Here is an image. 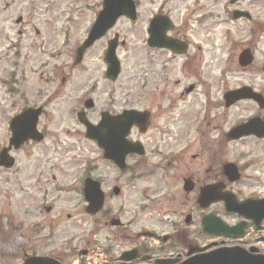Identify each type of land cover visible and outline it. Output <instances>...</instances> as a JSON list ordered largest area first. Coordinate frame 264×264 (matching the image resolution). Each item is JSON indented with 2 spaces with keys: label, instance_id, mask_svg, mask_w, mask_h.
Segmentation results:
<instances>
[{
  "label": "rangeland",
  "instance_id": "rangeland-1",
  "mask_svg": "<svg viewBox=\"0 0 264 264\" xmlns=\"http://www.w3.org/2000/svg\"><path fill=\"white\" fill-rule=\"evenodd\" d=\"M12 1L23 4V0ZM32 1L41 4V0H24L26 5ZM37 5L34 11H39ZM86 5L82 4L81 11L67 19L74 28L68 34H57L50 29L55 19L50 21L40 16L29 19L25 15L29 34L19 38L20 26L16 25V19H0V42L1 37H9L12 42L11 65L0 67V151L8 145L10 113L13 116L22 107L43 101L49 103L39 123L40 130H47L45 140L25 144L20 151H14L15 167L9 172H0V264H23L26 255L55 257L69 264L85 248L113 245L116 250V247L129 245L117 236L118 230L105 226L102 213L90 216L85 212L82 181L87 174L100 180L107 194L103 212L105 216L112 215L106 217V221L120 218L122 222H131L134 232L143 228L167 233L169 220L184 224L182 213L195 211L198 206L197 195L186 194L182 189L189 173L186 162H190V170H203L204 178L216 172H212L216 166L213 161L230 162L238 158L242 164L249 163L245 155L251 148L250 143H220L217 132L209 133L213 128L206 123L218 122V117L225 112L224 107L216 108L225 90L240 88L250 81L257 84L263 81L260 70L264 65V0L239 5L250 11V25L243 20H233L232 11L237 4L231 5L230 0H141L137 22L121 19L114 30L86 52L83 63L71 74V81L57 98H41V90L48 86L46 78L40 79L37 72L39 51L56 42L61 49L59 54L63 53L59 63L67 62V67H72L75 48L87 37V29L95 19ZM158 10L166 12L175 24L170 35L189 42L187 55L175 60L168 55L157 59L149 55L147 28ZM62 23L63 20L58 19L57 27L63 26ZM3 31L7 33L3 35ZM115 33H119L126 44L117 51L121 75L117 82H111L105 77L103 57L107 42ZM251 36L256 38L251 40ZM19 48L28 58H19ZM246 49H250L254 57L250 69L241 68L238 61ZM6 71L11 72V77ZM144 75L149 81L144 82ZM9 80L11 89L4 86ZM145 83L147 87L143 88ZM192 85L195 91L186 94V89ZM88 91H93L90 96L95 101V117L105 107L108 93L116 91L120 97L140 99L143 98L140 92L154 94L155 97L148 98L156 100V107L151 110L150 130L139 137L147 152L150 151L145 164L138 168L137 163L130 160V170L120 173L104 161L97 146L86 139L75 108L84 96H89ZM130 101L133 106V100ZM227 115L230 124L243 120L247 104L230 109ZM193 122L204 124L205 136L203 140L200 133L195 136L197 141L188 158L156 160L157 150L166 156L181 155L184 129L188 124L194 126ZM167 148L172 152L166 151ZM194 154L201 157L190 160ZM256 155L251 162L256 168L245 169L244 177L259 176L264 182V150L259 149ZM114 186L121 188L119 196H110ZM250 194L259 196L264 190H243L245 197ZM46 207L52 210L46 212Z\"/></svg>",
  "mask_w": 264,
  "mask_h": 264
},
{
  "label": "flooded vegetation",
  "instance_id": "flooded-vegetation-1",
  "mask_svg": "<svg viewBox=\"0 0 264 264\" xmlns=\"http://www.w3.org/2000/svg\"><path fill=\"white\" fill-rule=\"evenodd\" d=\"M94 1L95 3L91 5L90 2ZM104 0H41V4L37 5L36 2L32 1L31 4L26 5L24 0L23 4L13 2L12 0H0V19L9 20V19H17L20 20V26L18 30V37L22 38L23 35H28L29 30L25 23V15L32 19L34 17H47L51 20L55 19L51 24V30L54 33H61V34H68L71 31H74V28L71 26V21H68V18L75 17V13L77 11H81V5H86V10L90 12L93 16V18L97 17L99 12L102 9V3ZM253 0H239L237 4V7L235 6L233 12L235 10L241 11V12H249L248 9H243L239 7L241 3L244 2H250ZM37 5V8L39 11H34V6ZM40 12V14H39ZM58 19L63 20V26L57 27ZM245 22H247V25L251 24L252 19H241ZM239 20V21H241ZM17 24V22H16ZM7 32L3 31V35ZM36 34L40 35L39 32L36 30ZM172 38L185 41L188 43L187 40L181 39L179 36L171 35ZM11 40L9 37H1L0 42V48L2 47V52L0 53V67L1 66H9L11 65L12 58H11V52L12 47L10 46ZM19 45L21 46V41H19ZM190 46V44H189ZM58 43L55 42L54 45H48V47H43L40 49V56L36 58V67L37 72L40 75V79H45V84L48 86L46 89H42L39 96L41 98H47V99H53L57 98L62 88L71 81V74L77 70V68L80 65L67 67L68 63H59L60 59L59 57L63 55V53L59 54L58 52ZM154 52V54H152ZM149 55H151L154 58H159L161 56H170V58L176 59L178 58L176 54L174 55L169 50H149ZM17 56V54H15ZM18 56L21 60L24 59V57H27V54L24 53L21 48H19ZM163 60V59H161ZM161 60H158L157 62H161ZM163 66L165 65L164 62ZM253 65V64H252ZM252 65L245 68L250 69L252 68ZM260 72L263 73L262 76V83L257 84L254 81H250L245 87H249L250 90V96H248L245 100L240 101L235 104V106H238L240 104H247V115L244 117L243 120L235 122L230 124L228 120L227 113L230 109L234 108L227 107L226 101H225V95L230 90H225L220 98L217 101V107L225 108V112L221 113V115L218 117V122L215 123H206L209 127H212L213 129L209 130V133L217 132L218 140L220 143H234L235 145L241 144L243 142H247L251 144V148L247 150L248 154L245 155L246 158H248V162L246 164H242L243 162L240 159H236L234 161L225 162V161H213L216 163V166L214 165V168L212 170L213 175H207L208 177L204 178L203 170H190L191 164L190 162H186L187 169L189 170V173L186 175L183 181V191L186 194H195L197 195V205H198V198L200 194L203 192V190L207 187H215V186H221L222 188L218 189V191H222L221 193H233L237 196V198L240 201H244L249 198H263L264 194L261 195H255L250 194V196L245 197L243 195V190L248 189L253 191L255 188H261L264 190V182L261 180L262 177L259 176H249L244 177L245 169L256 168L254 167L255 163H251L254 161V159L257 157L256 153L259 149L264 150V135L263 137H258L257 135L253 134L247 137H243L236 141H229V133L232 131L235 126L241 125L243 123H246L247 121H250L252 119H257L261 122H264V65L261 68ZM6 74L10 75L11 72L6 71ZM155 74V72H154ZM255 74V73H254ZM252 76H254L252 74ZM144 82L149 81V77L147 75L143 76ZM60 83V85H59ZM24 84V83H23ZM4 86L6 88L11 89V82L10 80L8 82H4ZM147 84L145 83L143 85V88H146ZM25 88V86H23ZM195 86L193 85L192 91H188L186 89V94L193 93ZM194 90V91H193ZM93 91H88V97L84 96L81 100V102L76 106L75 112L77 113L83 111L84 109V103L87 99L91 98L90 93ZM256 94L258 95V99L252 97V95ZM21 98H23V94H20ZM140 95L143 96L142 99L135 98V97H120L116 91L108 93V97L105 101L106 105L104 108L100 110L97 117H95V109L96 106H94L92 109H89L86 111V117L87 119L94 124H97L100 122L101 117L103 114H109L111 117H115L119 114H121L123 111L128 109H134L139 110L144 113H148L151 116V121L153 119V116L151 114V110H154L156 107V100L153 98V100H148V98L155 97L152 92H140ZM141 97V96H140ZM133 100V106H131V101ZM44 110L43 113H45L48 110V102L43 101L41 103ZM134 104H136L138 107H135ZM142 109H140V108ZM27 107H22L20 111L15 112V116L19 113H21L24 109ZM12 115L7 117V124L10 128V124L12 121ZM207 118H205L206 120ZM194 126L186 125L184 129V139L182 140V146L181 148V155H169L166 156L164 154L159 153V150H157V154L154 155L158 157L156 160H161L162 162H165L166 160L170 161L171 158H179L182 157L183 160H185L187 155L191 150L194 148V143L197 141L195 138L196 135L200 133V138L203 140L205 133L203 132L204 124L202 125L199 123L198 125L193 124ZM151 127V125H150ZM85 129V128H84ZM150 130V129H148ZM44 133V132H43ZM148 133V131L146 132ZM145 133V134H146ZM45 134V133H44ZM133 136L136 138L134 139ZM143 136L141 132H139L138 129H134L131 133V140L135 142H143L142 139H139V137ZM144 143V142H143ZM145 146V145H144ZM146 149V147H145ZM166 151H169L170 148H167ZM217 152V151H215ZM150 151L147 152L143 157L138 156H131V160H133L135 163H137V167L139 168L143 164H145L149 160ZM152 156V157H154ZM200 155L194 154L191 155L189 158L190 160H197L200 158ZM210 157V156H208ZM215 159V158H214ZM204 162L202 161L201 164ZM227 163H234L238 166L239 171L241 173V179L235 182H232L229 180L224 171L225 165ZM172 163L169 162V166H171ZM199 165H196V168H198ZM11 169H6L3 167H0V172H9ZM211 172V173H212ZM141 173L140 171L138 172ZM255 173V172H254ZM203 177V178H202ZM208 178V179H207ZM262 184V185H261ZM263 192V191H261ZM215 215L219 217L223 222H225L230 227H235L238 225H241L242 223H245V227L242 230V232H236L233 235V238H224V237H217V236H211L206 233L200 232L202 222L206 216ZM181 217V215H180ZM182 218L184 221V224H180L179 221L175 220H169L167 224V228L169 231L167 233H161V231H145L143 228L141 230H138L137 232L132 231V223H123L122 225L115 227L116 230H118V235H120L121 241L128 242V244L134 245L136 247L141 246L138 248V255L134 258L133 261L129 262H121V264H156L158 260L161 261H169L172 262L171 264H180L183 261L189 259L190 257L198 254H202L205 252H209L211 250L222 248V247H241L246 250L253 249L252 255L261 256L264 257V220L260 221L258 225H256L252 220L245 219L244 217H240L238 214H230L226 213L224 209L223 203H214L210 207H208L206 210H204L203 207L198 205L195 209V211L190 210L187 214L182 213ZM109 222H105V226L108 227ZM191 228L192 230H188ZM240 235V236H239ZM157 240V244L154 246H151L149 243V240Z\"/></svg>",
  "mask_w": 264,
  "mask_h": 264
},
{
  "label": "water",
  "instance_id": "water-1",
  "mask_svg": "<svg viewBox=\"0 0 264 264\" xmlns=\"http://www.w3.org/2000/svg\"><path fill=\"white\" fill-rule=\"evenodd\" d=\"M238 0H232L234 4ZM103 10L99 14L95 25L93 26L88 39L84 45L79 48L77 62L83 59L85 51L91 47L97 40L102 38L109 30H111L119 18L127 17L133 21L137 19L136 7L134 0H105ZM173 28L169 19L165 17H157L151 22L149 29V44L151 47L167 48L176 53H185L186 47L180 45L167 37V32ZM119 36L109 43L106 61L108 63V77L116 80L121 71V65L116 56ZM76 62V63H77ZM252 62L250 53L247 51L240 57V64L243 67L248 66ZM191 89H189L190 91ZM245 89L229 93L227 104L231 105L234 102L245 98ZM88 107L90 105L87 104ZM41 109H29L23 114L17 116L11 125L12 138L9 148L4 150L1 155L0 166L7 168L14 164L13 159L9 157V151L12 148L19 149L25 142L29 140L42 141L43 135L37 129L38 119L41 114ZM84 115L81 114L80 120L87 127V136L104 149L105 157L111 159L123 171L126 170V158L130 154L143 155V148L140 144L130 142L129 136L133 126L140 127L142 132L146 131L148 125V115L136 111H125L121 116L110 117L103 114L102 121L98 126H93L89 122L83 120ZM252 126V127H250ZM251 134L264 135V125L256 127L253 123L236 128L232 131L230 139H239L243 136ZM225 173L232 182L239 179L237 169L234 165H227ZM221 186L205 188L199 198L200 205L206 209L215 202L222 201L225 204L227 213H237L238 215L251 219L254 223L264 220V200L261 201H246L239 202L235 196L231 194H222ZM115 194H119V190H115ZM84 195L89 204L86 211L96 215L99 213L104 204V194L101 191L100 184L96 181L88 179L85 184ZM115 221L113 224H117ZM245 225L230 229L220 219L214 216H207L202 222V233L210 235L233 237L236 232H242ZM133 258V257H131ZM131 258L123 257L124 260ZM169 261H158L157 264H171ZM24 264H62L60 261L48 257H31ZM182 264H264V257L251 255L247 250L234 248H221L212 252L196 255Z\"/></svg>",
  "mask_w": 264,
  "mask_h": 264
}]
</instances>
